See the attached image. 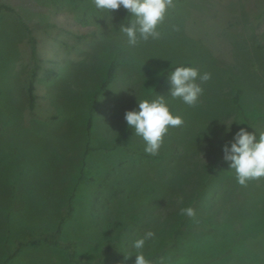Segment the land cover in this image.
Returning a JSON list of instances; mask_svg holds the SVG:
<instances>
[{"label":"rangeland","instance_id":"rangeland-1","mask_svg":"<svg viewBox=\"0 0 264 264\" xmlns=\"http://www.w3.org/2000/svg\"><path fill=\"white\" fill-rule=\"evenodd\" d=\"M173 3L130 46L123 6L0 0V264H135L149 230L153 264H264V178L239 185L223 152L264 132V0ZM179 66L211 74L195 107L169 95ZM157 95L184 123L153 156L124 115Z\"/></svg>","mask_w":264,"mask_h":264},{"label":"clouds","instance_id":"clouds-1","mask_svg":"<svg viewBox=\"0 0 264 264\" xmlns=\"http://www.w3.org/2000/svg\"><path fill=\"white\" fill-rule=\"evenodd\" d=\"M93 3L97 9L109 12L123 6L135 17L128 26L121 24L119 27L120 31L126 35L130 46H136L140 40L146 42L149 38L159 39L161 33L157 28L163 23L167 11L174 7L173 0H93ZM210 78V73L200 74L195 67H176L169 74V95L174 99H181L190 107H195L204 91L202 84ZM197 80L200 83H197ZM124 119L127 125L134 129L135 135L144 140L145 152L153 156L158 155L169 128L180 127L184 123L182 117L171 113L162 95H157L156 99L151 101L139 100L138 110L126 111ZM223 152L224 159L231 162L230 169L235 170L239 185L247 186L249 181L264 178V132H260L257 139L254 133L240 128L230 142V147L228 144L224 145ZM180 213L188 217H194L196 214L192 207L181 208ZM154 237L155 233L149 230L143 237L134 241L133 247L137 250L135 264H153L146 259L142 249L146 241ZM129 257L125 256V260ZM158 264H165L163 257Z\"/></svg>","mask_w":264,"mask_h":264},{"label":"trees","instance_id":"trees-1","mask_svg":"<svg viewBox=\"0 0 264 264\" xmlns=\"http://www.w3.org/2000/svg\"><path fill=\"white\" fill-rule=\"evenodd\" d=\"M3 10H6V11H9V12H14L13 8L11 7H8L6 5H3V4H0V11H3ZM28 32L30 34V43L32 44V50H33V54L36 53V49H35V42L33 40V37L31 36V30L28 29ZM114 68H115V65L112 64L110 66V69L108 71V74H107V78L105 80V82L103 83V88L106 87L110 81L112 80L113 78V72H114ZM30 101H31V105H33L34 103V97H33V94H32V91H33V83L31 84V88H30ZM241 94H242V91H238L235 98H234V104L238 107V108H241ZM187 227H188V222L186 219H184L183 221L180 222L178 228L175 230V232L173 233V243H172V246L166 250L164 252V254H168L170 251L174 250L177 245H178V241L179 239L182 237V235L186 232L187 230ZM111 253L116 257V258H120V256L118 255L117 251H116V248L114 246L111 247Z\"/></svg>","mask_w":264,"mask_h":264}]
</instances>
